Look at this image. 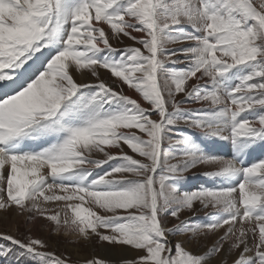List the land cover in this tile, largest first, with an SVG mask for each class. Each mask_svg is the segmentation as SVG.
<instances>
[{
  "label": "snow or ice",
  "instance_id": "snow-or-ice-1",
  "mask_svg": "<svg viewBox=\"0 0 264 264\" xmlns=\"http://www.w3.org/2000/svg\"><path fill=\"white\" fill-rule=\"evenodd\" d=\"M200 166L210 183L182 190ZM9 212L26 233L0 232L4 264H72L41 221L142 253L117 264H264V0H0Z\"/></svg>",
  "mask_w": 264,
  "mask_h": 264
},
{
  "label": "rangeland",
  "instance_id": "rangeland-1",
  "mask_svg": "<svg viewBox=\"0 0 264 264\" xmlns=\"http://www.w3.org/2000/svg\"><path fill=\"white\" fill-rule=\"evenodd\" d=\"M112 43L114 47L123 48L125 46L132 45L133 42L125 38L123 43H119L116 40H112ZM179 46L182 47L183 45H178V46L174 45L170 47H179ZM178 67H184V65H178ZM101 72L105 73V75L101 76V79H103L107 83H111L110 74L104 70H101ZM77 79L78 82H81V78L79 76L77 77ZM92 80L95 82L94 78H92ZM128 91L130 90H128L127 87L125 86V93ZM136 95L137 94L134 93V97H136ZM217 143L222 144L223 142H217ZM125 150L128 151L127 149ZM212 151L214 152V154L225 155V156L229 155L230 152L227 146L223 148L213 149ZM211 170L214 169L205 166H200L196 169H193L191 172L187 173L186 174L187 180L181 182L182 190H195L199 188L201 185H208L210 181L207 178H205L202 174ZM203 217H204V213L200 212L198 216H196V219L200 220ZM16 223L17 222L14 218L13 213L9 212L7 216V222L0 221V232H6L8 234H13L12 232H14L13 235H16L17 238L24 239L26 229L23 227V222L22 221L19 222L21 226L19 227L18 231L16 228ZM30 234L34 238H39L43 240L48 245V247L45 249L46 251L54 252L56 255L70 256L72 260V264H84L85 261L93 258L94 256L109 261L110 264H117V262L120 261L119 259L114 261L110 260V258L106 254L103 255V251L112 250L118 253L126 252V251H121L119 249H112L107 244L101 245L95 242L88 246H85L84 244H74L71 242L73 238L70 235L66 236L63 233L56 235L53 231V226L47 221H41L40 226L34 228ZM173 242H175V238H173ZM211 242H212V238H209L207 243L210 245ZM8 243L9 242L0 240V247L7 246ZM192 250L195 252V251H202L203 249H201L198 246H194ZM131 251L134 252L135 256L128 257L126 259H133L136 256L142 254L136 250H131ZM232 259H234V257L228 258L227 264H232ZM0 264H4V262H0ZM28 264H32V262H28Z\"/></svg>",
  "mask_w": 264,
  "mask_h": 264
},
{
  "label": "bare ground",
  "instance_id": "bare-ground-1",
  "mask_svg": "<svg viewBox=\"0 0 264 264\" xmlns=\"http://www.w3.org/2000/svg\"><path fill=\"white\" fill-rule=\"evenodd\" d=\"M100 75L101 76H103V75H105V73L104 72H101L100 73ZM81 78V82H93L94 83V81L92 80V78L90 77V76H85V77H80ZM107 78V77H106ZM111 81V80H110ZM96 82V81H95ZM115 86V85H114ZM126 94H129V95H133L134 96V93L133 92H131V91H128V92H126ZM14 225V224H13ZM14 228H15V226H14ZM15 230V229H14ZM13 234H14V232H12ZM107 255L109 258H110V260H112V261H114V260H117V259H119V260H121V259H126V258H128V257H134L135 256V254H134V252L133 251H126V252H114V251H112V250H105V251H103V255Z\"/></svg>",
  "mask_w": 264,
  "mask_h": 264
}]
</instances>
